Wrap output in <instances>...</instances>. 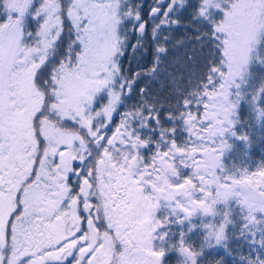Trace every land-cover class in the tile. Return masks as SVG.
Segmentation results:
<instances>
[{
  "label": "snow or ice",
  "instance_id": "obj_1",
  "mask_svg": "<svg viewBox=\"0 0 264 264\" xmlns=\"http://www.w3.org/2000/svg\"><path fill=\"white\" fill-rule=\"evenodd\" d=\"M220 250L264 264V0H0V264Z\"/></svg>",
  "mask_w": 264,
  "mask_h": 264
},
{
  "label": "trees",
  "instance_id": "obj_2",
  "mask_svg": "<svg viewBox=\"0 0 264 264\" xmlns=\"http://www.w3.org/2000/svg\"><path fill=\"white\" fill-rule=\"evenodd\" d=\"M150 2V0H149ZM187 23V22H185ZM173 36V42H182V43H176L175 48L170 53L169 59L174 61L172 64V67L170 68V71H175L177 75L183 74L185 67H186V54H190L193 49L198 48V45L195 43L194 37L195 32L192 31L190 28L181 27L178 29H175L172 32ZM171 47V45H170ZM158 87V86H157ZM256 148H258V142L255 145ZM260 157L258 155L254 156V159H259ZM248 253L245 251L244 255H247ZM238 253H233L232 257L227 256L223 250L220 251H213L211 255L208 257V260L210 264H213V262L217 260L223 259L227 262V264H234V260L238 261Z\"/></svg>",
  "mask_w": 264,
  "mask_h": 264
}]
</instances>
